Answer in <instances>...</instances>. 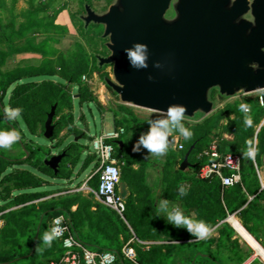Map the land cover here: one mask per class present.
<instances>
[{
    "label": "trees",
    "instance_id": "trees-1",
    "mask_svg": "<svg viewBox=\"0 0 264 264\" xmlns=\"http://www.w3.org/2000/svg\"><path fill=\"white\" fill-rule=\"evenodd\" d=\"M36 13L29 14L26 22L17 29L13 19L8 21L5 29L0 25V44L5 48L0 51V66L12 54L32 53L42 59L37 66L15 68L0 74L2 125L8 130L19 131L21 140L12 146L19 148L20 155L26 157L25 160L9 158L0 151V264H49L59 260L64 254L60 244L53 240L49 247L42 238L50 230L48 225L51 219L60 215L72 225L75 237L91 250L119 252L124 244L135 239L131 245L142 264H244L248 261L253 255L252 251L244 252L238 240L233 239L232 228L223 221L229 215H236L243 228L258 242L255 226L261 215L258 204L264 191L260 188L255 165L260 166L264 155V124L261 125L264 121V92L260 96L224 103L227 98L219 95L217 90H211L209 99L224 105L200 123L191 125L183 121L193 133L190 139H184L178 132L172 134L181 138L182 149L170 150L166 156L160 166L158 188H151L147 184L145 172L148 163L131 150L138 136L148 131L149 119L125 105L108 104L106 112L112 115L114 129L124 130L120 138L123 146L114 145L120 164V181L128 189L123 218L95 202L90 193H69L36 203L45 198L40 175L63 182L71 181L72 171L80 162L84 146L73 142L58 151L64 152L65 156L54 174L44 165V160L50 158L54 150L27 138L18 121L5 119L3 102L8 90L13 86L7 106L22 109L19 118L33 138L43 137L47 116L56 106L52 121L54 131L50 139L54 141L65 129L73 138L79 135L85 137L74 123L72 96L78 95L80 106L93 103L98 110H102L105 107L98 102L92 86L82 78L91 79L94 74L103 81L108 78L101 74L102 68L98 67L95 58L97 54L88 55L80 43H75L68 53L54 48L59 39L68 34V30L54 24L55 16L47 22L35 20ZM27 31L42 37L41 41L26 38ZM79 34L84 40L91 34L94 39L101 40L103 31L84 30L81 27ZM14 39L23 40V43L15 45ZM55 76L59 81L52 80ZM105 87L119 100L109 87ZM241 104H247L250 108L251 126L245 124L246 114L241 110ZM80 118L83 119L82 116ZM247 141H251L250 146L256 149L251 159L243 155L249 147ZM213 144L221 156L233 154L240 157L239 184L223 187L217 178H199V170L208 160H198L197 156ZM56 145H59L58 141ZM191 147L189 165L180 170L184 156ZM93 158L89 154L81 163V169ZM26 162L28 167L23 166ZM87 184L92 190L97 189V177L93 176ZM181 185L187 190L185 196L179 194ZM59 190L68 189L64 187ZM248 196H254V199L248 202ZM160 199L168 200L169 208L178 205L186 216L205 221L209 231L216 227V236L197 239L186 229L174 227L163 215H157L156 205ZM74 207L75 210H72ZM259 244L264 249V245ZM249 264L263 263L254 259Z\"/></svg>",
    "mask_w": 264,
    "mask_h": 264
},
{
    "label": "water",
    "instance_id": "water-1",
    "mask_svg": "<svg viewBox=\"0 0 264 264\" xmlns=\"http://www.w3.org/2000/svg\"><path fill=\"white\" fill-rule=\"evenodd\" d=\"M170 3L117 0L100 16L85 6L86 15L81 17L85 26L90 22L105 26L101 38L107 39L104 45L110 54L95 58L99 68L112 67L113 80L104 82L122 104L158 114L179 104L187 109L184 118L191 119L196 113H212L209 93L213 89L226 98L264 91V0H254L249 8L246 0L232 5L228 0H177L174 16L167 19ZM248 12L252 20L244 18ZM134 43L147 45V68L130 66L124 50ZM157 62L159 68L154 67ZM55 107L44 124L45 140L53 136ZM87 132L85 128L83 134ZM115 145L122 147L123 142ZM192 149L180 170L189 165ZM64 156V152L52 156L44 165L56 174ZM118 191L122 199L127 198L123 182Z\"/></svg>",
    "mask_w": 264,
    "mask_h": 264
},
{
    "label": "rangeland",
    "instance_id": "rangeland-1",
    "mask_svg": "<svg viewBox=\"0 0 264 264\" xmlns=\"http://www.w3.org/2000/svg\"><path fill=\"white\" fill-rule=\"evenodd\" d=\"M84 1L86 0H0V25L2 29H5L8 24V21L10 19H13L14 27L15 29H17L20 24H24L26 22L29 14L31 13L33 14L36 12L37 13L34 15L35 20H41V21L47 22L53 16L57 17L60 14V12L63 9H65L67 11V14L63 16L66 18L67 26H68L70 33L62 40L61 52L68 53L73 50L75 43H80L81 45L84 46L88 55L93 56L94 54H97V55H101L102 57H107L110 54L104 45L107 42V39H102V38L101 40L94 39L91 34L89 35V38L87 40H84L79 34V30L81 29L82 25L80 23V20L78 19V16L83 15L82 4ZM103 4L104 3L101 2L100 4L96 5L97 11H103V7H102ZM25 36L26 38L36 40V42H40L42 39V37L38 35L34 36L32 34V31H27ZM14 43L15 45H21L23 43V40L14 39ZM4 50H5L4 45L0 44V51H4ZM20 55H22V53H18L16 55L12 54L9 56V58H6L5 62L0 66V74H4L9 71H12L15 68L27 66L26 60L21 59ZM101 74H105L108 76L110 80H113L112 67L110 65L103 66ZM85 78L86 80H83V81L87 82L88 84L92 86V90L98 102L105 107L104 109L100 111H106V106L108 104H111L114 106L118 104L124 105L119 100H116L108 92V90L105 87L104 81L100 79V76H98L97 74H94L91 79H88L87 77ZM36 80H40V79H36ZM52 80L54 82H57L59 81V78L53 77ZM11 89H13V86L8 90V93L6 97L4 98V102H3L4 107H7V101H8ZM263 92L264 91H260V92L252 93L249 95L238 94L232 98H227L224 103H230V102H233L234 100H240L246 97L260 96ZM75 95L72 96L73 106H72L71 112H73L72 114L74 115L75 126L78 129H80L82 133L84 132L85 128L88 129V132L84 134L85 137H83V135H79V136H74L73 138V136L70 135L69 132L65 129L59 133L57 139L54 141L45 140L44 137H34L33 138L28 133L22 120L19 117L15 119V121H18L20 129L22 130V132L25 134L27 138L29 139L32 138L33 140L38 141L41 144L48 145L52 150H54L53 152H51L50 157L60 154L58 151H62L65 145H69L73 143L75 139H77L78 140L77 142H79L80 144L84 146V150L81 155L80 162L72 171L73 177L71 181H65L63 183V181L61 180L40 175L41 178H43L44 186L41 190L45 192V198H42L41 200L36 201V203L40 201H47L51 198L62 196V195L69 194V193L70 194L82 193L84 195L89 194L86 191H83V190L80 191V188L82 186L81 184H83V182L87 179V177L91 175L94 169V166H93L94 164L92 161L88 163L83 169H81V163L86 159V157L89 154L93 153V150H92L93 138L96 135H98L102 129L101 116H100L98 109L95 107L93 103L83 104L82 106H80L77 102V99H75L74 97ZM212 103H213L214 110L212 111L211 114H214L217 110L221 109L222 106L224 105V103L219 104L217 101H213ZM125 106L131 108L136 114L142 117L148 118V119H152L159 115H162V114L134 108L128 105H125ZM65 112H67V110ZM80 116H82L83 119H81ZM205 117L207 116H204L200 113H196L193 118L191 119L184 118V121L187 122L188 124L193 125V124L200 123ZM2 123H3V119L0 117V131H8L9 128L6 126H3ZM262 124H264V121L261 123V125ZM57 141L59 142V145H56ZM180 141H181V138L178 135L171 136V139L169 140L170 143H169L167 154L164 156L149 155L147 150L143 148L141 149L140 152H134L136 155H138L139 158H142L148 163V168L146 169L145 177H146L147 184L151 188H158V185H159L158 176H159V172L161 169L160 166H162V164L164 163L165 158L170 152V150H178L176 142H179L181 144ZM131 150H132V147H131ZM0 151L4 152L5 155L9 158L17 157V158H20V160H25L26 158L20 155L19 148H14L13 146L10 149L0 148ZM46 159H49V158H46ZM23 166L28 167V163L27 162L24 163ZM135 168H137V165L135 166ZM78 185H81V186L78 187ZM64 187H66L68 190L67 191L59 190L60 188H64ZM94 197H93V200L98 203V201ZM215 235H216V231L213 230V231H209V235L207 237L209 238ZM240 244L244 252L245 251L249 252V248L243 242H240ZM252 258H254V255L252 256Z\"/></svg>",
    "mask_w": 264,
    "mask_h": 264
},
{
    "label": "built area",
    "instance_id": "built-area-1",
    "mask_svg": "<svg viewBox=\"0 0 264 264\" xmlns=\"http://www.w3.org/2000/svg\"><path fill=\"white\" fill-rule=\"evenodd\" d=\"M86 80L85 77L82 78ZM260 103L261 98L259 99ZM124 135V130L110 129L100 132L93 138L92 155L95 160V169L91 175L83 182L80 191H86L93 196L102 206L114 211L121 218L125 212V203L119 195L118 186L120 184V164L115 156V142L120 141ZM177 143L178 150L182 145ZM197 159L208 160L199 170V178L207 180L217 178L223 187H231L241 182V159L237 155L226 154L221 156L216 145H211L201 152ZM254 165V164H253ZM96 176L98 179L97 189L92 190L88 186V181ZM50 230L55 228L58 232L56 240L64 254L57 261L49 264H142L139 262L137 253L132 248L130 240L122 246L119 252L95 251L82 244L74 235L68 220L60 215L53 217L49 222Z\"/></svg>",
    "mask_w": 264,
    "mask_h": 264
},
{
    "label": "clouds",
    "instance_id": "clouds-1",
    "mask_svg": "<svg viewBox=\"0 0 264 264\" xmlns=\"http://www.w3.org/2000/svg\"><path fill=\"white\" fill-rule=\"evenodd\" d=\"M126 57L129 60L130 66L136 69L147 68V51L146 44L134 43L131 48L124 50ZM161 65L157 62L154 67L159 68ZM150 80L152 77H148ZM240 108L245 112V124L251 126V116L248 114L250 108L247 104H241ZM162 115L149 119L147 124L149 125L148 131L142 133L137 141L132 146L133 152H140L141 149L147 150L149 155L164 156L167 154L169 148V137L174 132H178L184 139H190L193 135L192 131L185 127L183 121L186 107L179 104H171L166 110H160ZM6 120H15L20 117L22 113L21 108H12L7 106L3 109ZM21 140V136L18 130L11 129L8 131H0V148L10 149L14 143ZM249 147L246 148L243 155L246 158H254L256 149L251 145V141L246 142ZM147 158V157H146ZM179 194L181 196L187 195L186 188L181 185L179 187ZM170 202L166 199H160L157 202V215H163L167 222L176 228H184L187 232L197 238L202 239L209 235V226L203 220H197L191 216H186L183 210L178 205H173L169 208ZM58 236V232L55 228L46 231L43 234V243L47 246H51V243Z\"/></svg>",
    "mask_w": 264,
    "mask_h": 264
},
{
    "label": "crops",
    "instance_id": "crops-1",
    "mask_svg": "<svg viewBox=\"0 0 264 264\" xmlns=\"http://www.w3.org/2000/svg\"><path fill=\"white\" fill-rule=\"evenodd\" d=\"M67 14V11L66 10H63L60 12V14L55 18V21H54V24L55 25H58V26H62V27H65L67 30H68V34L70 33L69 29H68V26H67V21H66V18L63 16ZM67 34V35H68ZM66 35V36H67ZM65 36V37H66ZM64 37V38H65ZM64 38H61L59 39V42L57 44L54 45V48H56L57 50H60L61 51V43H62V40ZM21 56V59H24L26 60V65L27 66H37L41 63V57L37 54H32V53H22ZM58 76H55V78H57ZM99 113H100V116H101V124H102V129H101V132L104 131V130H110V129H113V118H112V115L106 111H100L98 110ZM263 125V124H262ZM83 163V162H82ZM93 166L95 167V160H93ZM255 165V164H254ZM260 166L257 167L255 165V168H256V173H257V177H258V180H259V184H260V188L261 190L264 191V155L261 157V160H260ZM95 169V168H94ZM93 169V170H94ZM64 183V182H63ZM62 184V183H61ZM82 185V184H81ZM70 186V185H69ZM70 188V187H69ZM72 188V187H71ZM127 188V187H126ZM128 190V189H127ZM262 199L259 200V207H260V212H261V215L257 218V221H256V228H255V231H256V236L258 238V242L261 243L262 245H264V193L262 195ZM254 199V196H248L247 200L248 202L252 201ZM72 210H75V207L72 209ZM259 212V213H260ZM193 217V216H192ZM229 218H233L235 220H237L239 222V224L242 226L241 224V221L239 220V218L236 216V215H229L225 221V223H227L231 228L232 226L230 225L228 221ZM1 222H0V227H1ZM243 228V226H242ZM244 229V228H243ZM215 230L216 231V227L213 228L211 231ZM233 230V228H232ZM245 230V229H244ZM234 231V230H233ZM246 231V230H245ZM247 232V231H246ZM248 233V232H247ZM249 234V233H248ZM250 235V234H249ZM216 236V235H215ZM251 236V235H250ZM252 237V236H251ZM253 238V237H252ZM203 239V238H202ZM233 239H237L239 244L240 242H242L236 235V233L234 232V238ZM254 239V238H253ZM255 240V239H254ZM256 241V240H255ZM257 242V241H256ZM257 242V243H258ZM258 243V244H259ZM260 245V244H259ZM241 246V244H240ZM261 246V245H260ZM252 251V250H251ZM253 253V252H252ZM254 255V253H253ZM252 255V256H253ZM251 258L246 261L244 264H249L252 260L254 259H257V260H260L258 259L257 257H255L254 255V258ZM262 262V261H261ZM263 263V262H262ZM264 264V263H263Z\"/></svg>",
    "mask_w": 264,
    "mask_h": 264
},
{
    "label": "flooded vegetation",
    "instance_id": "flooded-vegetation-1",
    "mask_svg": "<svg viewBox=\"0 0 264 264\" xmlns=\"http://www.w3.org/2000/svg\"><path fill=\"white\" fill-rule=\"evenodd\" d=\"M117 0H86L83 2L82 4V10H83V15H79L78 16V19L80 20V23H81V27L84 29V30H88V29H91V30H102L104 31L105 29V26L102 25V24H96V23H93V22H90L87 26H85V22L81 19V17L85 16L86 15V12H85V6H88L90 8V10L97 16H100V15H103L105 14L109 8L114 5L116 3ZM177 0H171V3H170V6L166 12V15H165V18L167 19H171L173 16H174V4L176 3ZM237 0H228V3L229 5H232L234 2H236ZM101 2H103V11H97V4H100ZM254 0H246V4H247V7H251V4H253ZM244 18L246 20H252V17H251V14L250 12H248Z\"/></svg>",
    "mask_w": 264,
    "mask_h": 264
},
{
    "label": "bare ground",
    "instance_id": "bare-ground-1",
    "mask_svg": "<svg viewBox=\"0 0 264 264\" xmlns=\"http://www.w3.org/2000/svg\"><path fill=\"white\" fill-rule=\"evenodd\" d=\"M232 226L237 237L252 250L255 257L259 258L264 263V249L242 228L239 222L233 218H229L228 221Z\"/></svg>",
    "mask_w": 264,
    "mask_h": 264
}]
</instances>
